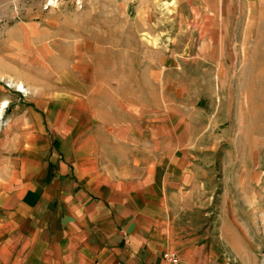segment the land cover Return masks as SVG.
Segmentation results:
<instances>
[{
	"label": "crops",
	"instance_id": "1",
	"mask_svg": "<svg viewBox=\"0 0 264 264\" xmlns=\"http://www.w3.org/2000/svg\"><path fill=\"white\" fill-rule=\"evenodd\" d=\"M50 55L43 26L0 25V103L1 81L24 88L4 129L0 264H256L261 176L225 160L204 82L170 63L104 79L76 64L50 88Z\"/></svg>",
	"mask_w": 264,
	"mask_h": 264
},
{
	"label": "rangeland",
	"instance_id": "2",
	"mask_svg": "<svg viewBox=\"0 0 264 264\" xmlns=\"http://www.w3.org/2000/svg\"><path fill=\"white\" fill-rule=\"evenodd\" d=\"M0 18L1 26L47 29L57 55L49 57L50 88L76 64L104 79L140 62L170 63L181 70L173 78L204 82L202 106L224 136L225 160L254 161L261 176L250 225L256 264H264V0H0ZM8 80L1 81L2 100L11 103H0V185L9 176L5 123L12 103L21 102Z\"/></svg>",
	"mask_w": 264,
	"mask_h": 264
},
{
	"label": "built area",
	"instance_id": "3",
	"mask_svg": "<svg viewBox=\"0 0 264 264\" xmlns=\"http://www.w3.org/2000/svg\"><path fill=\"white\" fill-rule=\"evenodd\" d=\"M163 260L167 263V264H181L177 255L173 252H165L163 254Z\"/></svg>",
	"mask_w": 264,
	"mask_h": 264
},
{
	"label": "bare ground",
	"instance_id": "4",
	"mask_svg": "<svg viewBox=\"0 0 264 264\" xmlns=\"http://www.w3.org/2000/svg\"><path fill=\"white\" fill-rule=\"evenodd\" d=\"M50 1L52 2V1H55V0H50ZM8 84H9L10 86H15V87L17 88V90H19V91H21V92L24 91V90H23L22 83H18V82L14 83L12 80H8ZM5 106H6V103H3V104L1 105V107H0V114L2 113L3 109L5 108Z\"/></svg>",
	"mask_w": 264,
	"mask_h": 264
}]
</instances>
